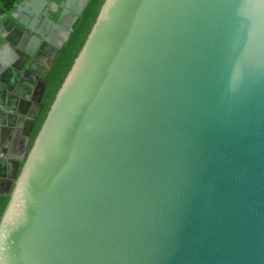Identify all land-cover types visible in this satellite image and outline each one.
I'll list each match as a JSON object with an SVG mask.
<instances>
[{
	"label": "water",
	"instance_id": "1",
	"mask_svg": "<svg viewBox=\"0 0 264 264\" xmlns=\"http://www.w3.org/2000/svg\"><path fill=\"white\" fill-rule=\"evenodd\" d=\"M73 1L0 12V264H264V0H104L27 153Z\"/></svg>",
	"mask_w": 264,
	"mask_h": 264
},
{
	"label": "trees",
	"instance_id": "2",
	"mask_svg": "<svg viewBox=\"0 0 264 264\" xmlns=\"http://www.w3.org/2000/svg\"><path fill=\"white\" fill-rule=\"evenodd\" d=\"M17 1L19 0H2L4 8L2 7L1 9L12 10L14 8L15 2ZM103 2L104 0H89L87 2L81 14L73 22L69 38L61 47L52 68L47 73V84L42 97L44 108L40 113L38 119L34 121V126L30 134L27 153L30 150L39 129L41 128V125L47 115V112L55 98L59 87L61 86L66 74L68 73L75 57L84 44ZM57 13H59V11H57ZM57 13H55L54 19L57 18ZM21 166L22 162L19 166L18 173L20 172ZM9 197V194L0 196V216L3 213L5 206L7 205Z\"/></svg>",
	"mask_w": 264,
	"mask_h": 264
},
{
	"label": "flooded vegetation",
	"instance_id": "3",
	"mask_svg": "<svg viewBox=\"0 0 264 264\" xmlns=\"http://www.w3.org/2000/svg\"><path fill=\"white\" fill-rule=\"evenodd\" d=\"M21 1H24V0H19L17 2H15V4L17 3H20ZM27 4L25 5L27 10L25 11H21L22 14L26 13L28 14L30 17H29V24L33 23V20L34 18H40L41 22L40 24L43 23V21L45 20V18H50L52 20H55L54 19V15L55 13H57V11H59V13L57 14H60L63 6H62V1L63 0H59V1H55V0H50V1H55L57 4L54 5V4H50V3H47L45 5H42L41 2L39 0H27ZM81 2V0H74L73 1V6L71 7V11L74 12L76 7L78 6V4ZM15 4H14V8L12 10H2L1 8L3 7L4 8V4L2 3V0H0V12H2L3 14H5L6 16H11L12 13L15 12ZM40 7V9H39ZM72 17L69 16L68 17V20H70ZM57 19V18H56ZM39 22L37 24H35L37 27H39ZM43 26L46 27L47 29V32L46 33H49V31L52 29V24H50V26L48 25H44L43 23ZM64 28L63 27V30L59 31L58 35L59 36H62V34L64 33ZM19 34H17V32H13V37L14 39H18L19 38Z\"/></svg>",
	"mask_w": 264,
	"mask_h": 264
},
{
	"label": "crops",
	"instance_id": "4",
	"mask_svg": "<svg viewBox=\"0 0 264 264\" xmlns=\"http://www.w3.org/2000/svg\"><path fill=\"white\" fill-rule=\"evenodd\" d=\"M25 137L22 133V128H8L5 127L3 131H0V147H6L9 153L13 155H21L25 142ZM6 184L0 182V192L3 191Z\"/></svg>",
	"mask_w": 264,
	"mask_h": 264
}]
</instances>
